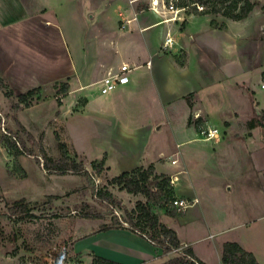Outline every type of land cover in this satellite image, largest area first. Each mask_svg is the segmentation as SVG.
<instances>
[{"label":"rangeland","instance_id":"obj_1","mask_svg":"<svg viewBox=\"0 0 264 264\" xmlns=\"http://www.w3.org/2000/svg\"><path fill=\"white\" fill-rule=\"evenodd\" d=\"M163 1L166 4L168 0ZM251 1L257 4V12L254 13L252 19L239 25L242 30L244 29L245 32L250 30V32L252 31L250 34L254 35V41L249 40L246 42L243 39L246 44H243V41L240 42L241 47L237 61L245 62L246 65L259 62L260 60L264 63V42H262L264 41V0ZM136 5L138 10H147L149 8V0L139 1ZM130 7L129 0L63 1L64 16L69 24L75 30H80L79 32H81L80 28L86 30L88 34L84 35V37L86 36L89 42L95 36H102L105 33V36H107L108 33L111 34L114 30L119 33L121 19L119 13L123 12L125 16H131L132 10ZM167 13L169 12L167 11ZM185 14H187V10L182 11L179 15L184 17ZM144 16L150 17L152 21L157 20V15L151 12L144 14ZM170 16L168 14V17ZM213 16L226 19L220 14ZM181 26H184V21H182ZM164 28L165 25H157L146 34H142L139 31L135 32V37L139 39L152 36L153 44L157 47V54L153 55L151 59L153 62H162V60L158 59L161 58L160 56H164V52L161 51ZM92 32L96 34L92 36ZM63 38L66 48L64 47L61 50L60 59L65 58L64 60H68L71 57L76 63L82 62V59L77 57L73 45L66 42L65 34H63ZM83 47L87 48L88 44L84 42ZM252 47H256L257 51L250 56ZM52 53L55 54L56 52L53 51ZM84 57L88 65L83 62L81 67H78L79 72L77 73L78 78H80L84 66H88L90 71V74L85 78L86 81L80 82L89 85L85 93L90 96L92 104L87 113L84 112L87 100L84 94L77 93L76 95V93H72L70 95L68 94L69 88L67 93L64 94L63 90H61L62 85H57L50 93H48V88H46V93L51 96H46L45 94L42 97H35L29 107L21 105L18 109L14 108V105L18 103L19 95L27 91L26 86L16 84L14 87L17 90H15L8 84V87L1 94L0 264H92L97 253L108 246L109 239L113 236L124 238L122 236L124 234L120 232L118 234L107 232L96 234L103 225H112L114 221L119 223L113 229L131 230V226L136 223V216H133V210L139 201L147 203V199L143 195H133L123 191L117 185L110 183L114 177L122 174L119 168L114 167L110 170L105 161V170L101 175H98L92 167L94 160L103 157L105 149L112 150V152L113 150H118L117 147L120 141L117 140V136L119 134L124 135L126 133L128 136L125 140L126 146L130 143L132 145L135 144L136 147L138 146L137 150H141L138 155L145 154L141 159L143 163L158 160L170 164L174 158V160L179 161V164L174 166L176 172L180 171L184 166L183 161L186 162L187 155L190 154L189 151L206 145V143H202L196 138L198 135L193 128L187 129L188 127L183 124V118H180L179 114H175L173 109L154 108L149 112L131 116L133 112L135 113L142 109L140 106L136 107L133 104V102H137V99H133L127 104H122L118 108L109 105L112 102L111 93L102 94L99 84L95 83L100 76L98 71L99 63L96 62V58L99 59V56H97L96 52L87 50L84 53ZM180 57L182 56L180 55ZM148 59L150 58L147 57L145 62ZM207 59L209 60L208 56ZM48 61L51 62L50 56ZM260 72V68L256 66L251 72L249 71L243 76L232 78L216 85L214 90L222 93L223 105L232 104L229 96L234 97V95L236 96V101L241 104L237 110H245L248 106L251 107L252 101L256 99L264 104V90L261 88L264 74L261 75ZM6 92H11L12 95L7 96ZM70 96L71 98H68ZM153 97H156V95L154 94ZM73 104H75L74 112L72 114L70 112V115H62L60 110L63 106L66 109ZM79 113L82 121L77 120L81 124V130H76L73 128L71 117L77 116ZM108 114L113 116L115 120L121 118L126 120L115 124L105 131L91 134L79 140L80 136L90 134L95 126L103 127L109 125L111 121L107 118ZM262 114L258 121L256 120L257 114L254 113V115L250 116L252 119L254 117V121H257V123H262L264 121V111ZM112 121L114 120L112 119ZM100 123L101 125H99ZM199 126L196 125V129L199 130ZM218 127V129L224 130L225 125L220 124ZM10 134L20 137L35 155L14 156L3 142V139L10 137ZM191 139L195 140L188 142ZM207 144L212 146L211 143ZM64 147L68 148L70 157L76 158L77 162L82 163L84 168L92 174L90 177L74 174H51L44 170L42 165L44 159L49 157L59 160ZM227 155L231 157L229 160H220L209 165L204 160L205 164H200L201 167H204V171L201 174L198 169L199 164L194 165L188 159L189 163L186 166L191 169V179L188 173L180 174V171L177 173L182 181L180 185L185 183L190 187L192 185L189 182L192 181L193 185L204 194L205 203L217 205L224 202L233 203V201L239 199V205L236 208L238 211H243L247 196V178L245 176L240 178L232 177V179L225 177L226 172H229L224 170L225 165L238 170L240 173L244 171L250 173L253 181L257 173L252 171L247 150L238 149L237 146L231 144L230 152ZM251 155L255 157L252 151ZM117 159L118 156L115 157V160ZM161 174L173 179L170 174ZM229 180L231 181L226 183ZM156 183V180H152L149 186L156 190ZM228 184H230L231 191L226 188ZM99 192L110 193L112 199L101 198L98 195ZM23 199L29 203L32 212L38 216L37 219L20 220L9 218L8 207ZM86 204L101 213L103 218L90 220L81 217L79 212ZM152 207L160 222L178 232L182 240L188 241L194 237L188 226V216H183V213H179L177 217H171L166 214L165 209L157 206ZM167 207L172 208L169 202ZM247 213L251 214L248 211ZM249 217H254V214L252 213ZM235 221H238L239 224L241 219L239 217L232 218L231 222L223 224L220 229L238 225L234 223ZM201 225L204 227V222H201ZM237 231L238 228L229 230L220 238H231L229 234H235ZM261 231L263 234L252 240L250 246L264 256V228ZM165 256L170 257L172 254H165Z\"/></svg>","mask_w":264,"mask_h":264},{"label":"crops","instance_id":"obj_2","mask_svg":"<svg viewBox=\"0 0 264 264\" xmlns=\"http://www.w3.org/2000/svg\"><path fill=\"white\" fill-rule=\"evenodd\" d=\"M63 1L0 0V77L6 79L13 89L16 84L26 86L27 91L41 88V97L45 94L51 96L48 93L53 91L57 85L67 83L69 85L68 94L83 93L86 97L84 112L87 113L92 104L90 96L85 93L89 85L80 82L86 81L85 78L90 74V71L88 66H84L80 78L77 73L79 72L78 67H81L83 62L88 65L84 53L90 50L99 56V59L96 58L100 73H98L100 76L95 82L97 84L108 73L118 71L123 64H129L133 69L130 82L118 87L110 94L112 102L109 105L118 108L122 104L137 99V102H133V104L142 109L133 112L131 116L149 112L154 108L173 109L175 114H179L180 118H183V124L188 127L187 129L193 128L198 135L196 138L206 145L189 151L190 154L187 155L186 162L183 161L184 166L180 170L181 172H176L174 166H177L179 161L173 165L174 158L170 164L158 160L143 163L141 159L145 154L138 155L141 150H137L138 146L136 147L135 144L130 143L126 146L125 140L128 136L124 133V135L119 134L118 139L116 138L120 141L118 150L112 152V150L105 149L103 157L94 161L100 162L105 157L106 165L110 170L115 167L119 168L122 173L139 167L148 168L153 164L157 174H170L172 178L178 176V181L174 183L176 196L191 201L196 200L195 205L183 213V216L189 218L188 226L194 237L185 241L180 238L177 232L182 243L181 249L192 248L196 257L205 264H222L224 244L237 242L244 249L252 252L261 264H264V256L250 246L252 240L263 234L261 230L264 228V121L263 125L257 123L264 111V104L256 99L252 101L251 107L237 110L241 104L236 101L235 95L234 97L229 96L232 104L224 106L222 93L214 90L216 85L243 76L256 66L260 68V74H264L262 60L250 65L237 61L241 47L240 42L243 39L246 42L252 41L254 37L253 34H250L252 31L245 32L239 25L252 19L257 8L242 21L221 19V17L217 18L213 15L185 14L184 26H181L182 21L174 20L173 15L167 13L163 6L158 12L152 11L150 9L151 0H149L147 10H138L136 3L142 0H129L132 13L131 16H125L123 12L119 13L121 17L119 33L114 30L107 36H105L106 33L102 36H95L89 42L86 36L84 37L88 34L86 30L80 28L81 32H79L80 30H75L69 24L64 16ZM159 2L160 6L163 5V0H159ZM150 12L157 15V20L152 21L150 17H143L144 14ZM168 14L171 16L168 17ZM127 19L132 22L124 28L122 22ZM213 21L215 24L212 23ZM157 25H165L161 45L164 56L162 55L158 59L162 62L151 61L153 55L157 54V47L153 44L152 36L142 39L135 37V32L146 34ZM63 34L66 35V42L73 45L77 57L82 59V62L76 63L71 57L68 60L60 59L61 50L66 48ZM95 34L92 32V36ZM168 38L172 39V46L164 48ZM84 42L88 44L87 48L83 47ZM244 42L242 43L246 44ZM53 51L56 53L53 54ZM256 51L257 48L252 47L250 56ZM49 56L51 62L48 61ZM146 56L150 58L147 62H145ZM46 88H48V93H46ZM154 94L156 97H153ZM74 109L75 104L66 109L63 106L60 111L62 115H70L69 113L72 114ZM254 113L257 114V121H254V117L252 119L250 116ZM109 115L107 117L111 121L109 125L95 126L90 134L80 136L79 140L91 134L105 131L126 120L125 118L115 120L113 116ZM196 116H200L199 130L196 129L195 123L198 121L195 119ZM227 116H231L233 119L227 118ZM190 117H192L191 123ZM71 118L73 128L81 130V124L77 120H81V114ZM220 124L225 125L224 130L218 129ZM201 126L217 128L220 131L219 140L205 141L201 136ZM192 140L195 139L188 142H192ZM207 143H211L212 146ZM231 144L249 152L252 171L257 173L253 181L250 173L245 171V173H240L225 165L224 170L229 171L226 172L225 177L232 179V177L245 176L247 178V196L246 202L243 201L245 202L243 211H238L236 208L239 205V199L233 203L224 202L217 205L205 203L201 190L195 187L192 181L189 182L192 185L190 187L185 183L180 185L182 181L177 174L179 172L180 174L188 173L191 179V169L186 166L187 163L199 164L198 169L201 174L204 167H201L200 164L204 163V160L208 165L220 160H229L231 157L227 154L230 152ZM251 151L255 157L251 155ZM116 156H118L117 160H115ZM226 188L231 191L230 184ZM232 209L234 211H230ZM247 211L253 213L254 217L250 218L251 214ZM237 217L241 219L239 224L238 221L234 222L238 225L220 229V226ZM201 222H204V227ZM237 228L238 231L235 234H229L231 238H220L224 236L225 232ZM105 232L115 234L120 232L124 234L122 235L124 238L113 236L109 239L108 246L99 251L97 256L121 264H162L178 254L177 251H174L170 253L172 256L167 257L147 239L128 229L112 228ZM102 233L104 232L99 231L96 235Z\"/></svg>","mask_w":264,"mask_h":264},{"label":"trees","instance_id":"obj_3","mask_svg":"<svg viewBox=\"0 0 264 264\" xmlns=\"http://www.w3.org/2000/svg\"><path fill=\"white\" fill-rule=\"evenodd\" d=\"M167 1V0H166ZM169 1V0H168ZM167 1V3H168ZM197 6H203L204 10L199 11ZM257 4L251 0H178L176 7L185 8L187 14L194 15H223L226 19L233 21H242L249 17L254 11ZM214 23V21L212 22ZM215 24V23H214ZM63 93L66 94L69 88L67 83L61 84ZM8 87L7 81L0 77V97L2 92ZM7 96H11V92H6ZM41 96V88H34L19 95V101L14 108L18 109L21 105L29 107L35 97ZM195 123L200 125V118ZM192 117H190V123ZM253 123V122H252ZM255 123V122H254ZM263 125V122L260 123ZM255 125V124H252ZM22 127V126H20ZM24 129V128H23ZM4 145L16 157L34 156V152L29 150L23 140L15 134L3 139ZM43 168L46 172L58 175L74 174L79 176L90 177L92 174L84 168L82 163L77 162L76 158L69 155L68 148L62 149V156L59 160L46 157L43 161ZM92 167L96 174L101 175L105 170V157L102 161H93ZM152 180H156V190H153L149 184ZM111 184L117 185L121 190L133 195H143L147 199V203L139 201L133 210V216H136V223L131 226V230L136 234L147 239L162 254H169L177 251V255L169 258L162 264H205L200 261L192 248L181 249L182 243L177 232L160 222L152 206L165 209L166 214L171 217H177L179 213L175 208H168L176 197L175 188L172 180L163 174L157 175L155 166L152 164L148 168L139 167L132 171L124 172L114 177ZM101 198H111L108 192H99ZM172 206V205H171ZM79 215L85 219L99 220L103 215L89 205L81 208ZM8 216L10 219L17 218L37 219L38 216L32 212L29 203L23 199L8 207ZM134 216V217H135ZM119 222L114 221L112 225L105 224L101 227L100 232L108 231L118 225ZM92 264H121L100 256H95ZM222 264H261L256 256L244 249L237 242H226L223 247Z\"/></svg>","mask_w":264,"mask_h":264},{"label":"built area","instance_id":"obj_4","mask_svg":"<svg viewBox=\"0 0 264 264\" xmlns=\"http://www.w3.org/2000/svg\"><path fill=\"white\" fill-rule=\"evenodd\" d=\"M169 4H165L163 1V8H165L170 14H173V19L177 21H184V17L180 16L179 14L186 9H179L176 7V3L178 0H169ZM160 2L159 0H152L151 3V10L154 12L160 11ZM199 11H203V6H197ZM136 17V16H135ZM132 20H124L122 22V26L126 28ZM172 46V39L168 38L166 40L164 48H171ZM133 71L132 67L129 64H123L118 71L108 73L104 78L99 81V86L101 93L104 95L110 94L114 92L118 87L127 85L130 82V75ZM261 88L264 90V81L261 83ZM200 116H196L195 118L198 119ZM201 128V136L205 141H212V140H219L220 138V131L217 128ZM173 165L177 164V160L172 161ZM172 180V184L174 185L175 182L178 181V176L174 177ZM196 200H189L183 197L176 196L171 203V207L175 208L178 213H185L188 211L192 206H194Z\"/></svg>","mask_w":264,"mask_h":264}]
</instances>
